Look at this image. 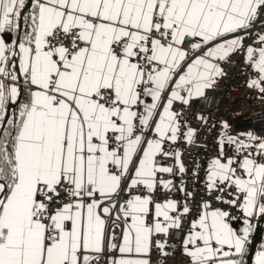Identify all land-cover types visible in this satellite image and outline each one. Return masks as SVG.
I'll use <instances>...</instances> for the list:
<instances>
[{
  "label": "snow or ice",
  "instance_id": "6c2138e0",
  "mask_svg": "<svg viewBox=\"0 0 264 264\" xmlns=\"http://www.w3.org/2000/svg\"><path fill=\"white\" fill-rule=\"evenodd\" d=\"M238 73L264 0H0V264H264V127L201 104Z\"/></svg>",
  "mask_w": 264,
  "mask_h": 264
},
{
  "label": "built area",
  "instance_id": "2783aa9c",
  "mask_svg": "<svg viewBox=\"0 0 264 264\" xmlns=\"http://www.w3.org/2000/svg\"><path fill=\"white\" fill-rule=\"evenodd\" d=\"M242 74L231 75L230 79L221 82L217 92L210 98L201 101L205 112L212 110L218 114L220 110L231 113L237 120V126L247 129L249 127H264V104L246 95L247 89L243 87ZM193 124L196 123L193 118Z\"/></svg>",
  "mask_w": 264,
  "mask_h": 264
},
{
  "label": "water",
  "instance_id": "95a60500",
  "mask_svg": "<svg viewBox=\"0 0 264 264\" xmlns=\"http://www.w3.org/2000/svg\"><path fill=\"white\" fill-rule=\"evenodd\" d=\"M263 233L264 232H259V234L254 237V242L256 244V247H258V245L261 243L263 239Z\"/></svg>",
  "mask_w": 264,
  "mask_h": 264
},
{
  "label": "trees",
  "instance_id": "16d2710c",
  "mask_svg": "<svg viewBox=\"0 0 264 264\" xmlns=\"http://www.w3.org/2000/svg\"><path fill=\"white\" fill-rule=\"evenodd\" d=\"M263 241H264V240L262 239L261 243H263ZM261 243H260V244H261ZM260 244H259V245H260ZM259 245H258V247H259ZM258 247H257V248H258Z\"/></svg>",
  "mask_w": 264,
  "mask_h": 264
},
{
  "label": "crops",
  "instance_id": "0c3cea01",
  "mask_svg": "<svg viewBox=\"0 0 264 264\" xmlns=\"http://www.w3.org/2000/svg\"><path fill=\"white\" fill-rule=\"evenodd\" d=\"M263 240H264V233H263ZM263 243H264V241H263Z\"/></svg>",
  "mask_w": 264,
  "mask_h": 264
}]
</instances>
